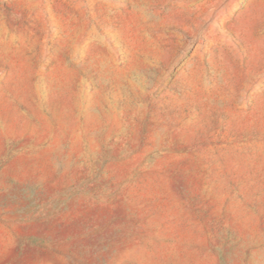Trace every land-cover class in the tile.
Returning a JSON list of instances; mask_svg holds the SVG:
<instances>
[{
  "label": "rangeland",
  "instance_id": "1",
  "mask_svg": "<svg viewBox=\"0 0 264 264\" xmlns=\"http://www.w3.org/2000/svg\"><path fill=\"white\" fill-rule=\"evenodd\" d=\"M0 264H264V0H0Z\"/></svg>",
  "mask_w": 264,
  "mask_h": 264
}]
</instances>
